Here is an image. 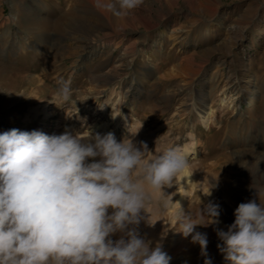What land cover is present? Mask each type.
Here are the masks:
<instances>
[{
	"label": "rangeland",
	"instance_id": "obj_1",
	"mask_svg": "<svg viewBox=\"0 0 264 264\" xmlns=\"http://www.w3.org/2000/svg\"><path fill=\"white\" fill-rule=\"evenodd\" d=\"M94 4L0 0V134L112 132L145 142L149 160L188 150L191 178L146 186L139 230L153 246L163 236L170 264H204L176 214L212 201L219 225L196 230L224 264L214 228L227 231L240 203H259L256 191L264 202V0H143L126 17Z\"/></svg>",
	"mask_w": 264,
	"mask_h": 264
},
{
	"label": "clouds",
	"instance_id": "obj_2",
	"mask_svg": "<svg viewBox=\"0 0 264 264\" xmlns=\"http://www.w3.org/2000/svg\"><path fill=\"white\" fill-rule=\"evenodd\" d=\"M142 3L95 0L94 6L126 17ZM58 95L69 101L67 83ZM149 152L145 142L118 141L112 132L0 134V264H170L163 236L153 246L139 230L148 223L146 186L172 187L189 161L178 148L151 160ZM256 193L259 203H240L227 231L214 228L224 264H264V202ZM220 211L209 201L195 214H176L178 232L199 245L204 264H213L209 241L196 229L219 225Z\"/></svg>",
	"mask_w": 264,
	"mask_h": 264
},
{
	"label": "bare ground",
	"instance_id": "obj_3",
	"mask_svg": "<svg viewBox=\"0 0 264 264\" xmlns=\"http://www.w3.org/2000/svg\"><path fill=\"white\" fill-rule=\"evenodd\" d=\"M204 104V103H203ZM47 105H45V108H46ZM43 109V113L46 114L47 118L51 117V116H54V113L52 112V110H47V109ZM206 117V116H205ZM129 120V119H128ZM205 120V118H204ZM51 121H53V119H51ZM68 131V130H67ZM191 151V150H190ZM186 156H188L189 154V151L188 150H184L182 151ZM184 176L186 177H190V172H189V168L188 166L184 169V171L182 172ZM191 178V177H190Z\"/></svg>",
	"mask_w": 264,
	"mask_h": 264
}]
</instances>
